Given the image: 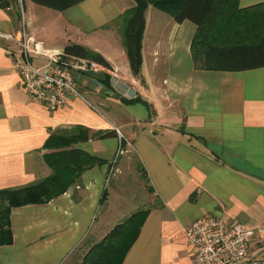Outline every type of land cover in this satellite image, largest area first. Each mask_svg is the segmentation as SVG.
Here are the masks:
<instances>
[{
	"label": "crops",
	"instance_id": "crops-1",
	"mask_svg": "<svg viewBox=\"0 0 264 264\" xmlns=\"http://www.w3.org/2000/svg\"><path fill=\"white\" fill-rule=\"evenodd\" d=\"M20 4L21 17L0 6V191L51 176L44 159L51 137L73 136L79 141L66 150L92 163L55 199L11 211L13 244L0 247V264H80L135 209L129 178L105 189L108 174L125 175L110 163L123 149L141 166L146 217L122 264H192L183 228L204 215L264 226V65L222 70V51H191L195 25L148 6L134 75L119 22L134 0H85L62 12ZM263 5L239 0L243 10ZM22 29L31 49L62 54L80 45L109 67L74 75L83 99L55 111L37 105L17 70ZM30 60L40 67L47 58ZM250 250L264 259V235Z\"/></svg>",
	"mask_w": 264,
	"mask_h": 264
},
{
	"label": "trees",
	"instance_id": "trees-1",
	"mask_svg": "<svg viewBox=\"0 0 264 264\" xmlns=\"http://www.w3.org/2000/svg\"><path fill=\"white\" fill-rule=\"evenodd\" d=\"M30 1L62 12L85 0ZM8 3L9 0H0L1 8L6 9ZM134 3L123 15V42L134 75H138L140 70L141 37L144 13L148 6L171 16L175 23L188 21L195 25L197 31L191 43V51L194 54L208 50L222 51V70L238 71L264 65V5L243 10L239 8V0H134ZM62 54L86 58L109 67L102 56L90 53L80 45H68ZM84 132L79 129L78 139H84ZM75 141L79 140L73 136L51 137L45 148L53 152L44 155L47 166L52 170L51 176L35 185L0 191V247L13 244V209L41 205L55 199L92 163V158L83 152L66 150ZM145 217V211H137L114 226L88 250L80 264H122L138 238Z\"/></svg>",
	"mask_w": 264,
	"mask_h": 264
},
{
	"label": "built area",
	"instance_id": "built-area-1",
	"mask_svg": "<svg viewBox=\"0 0 264 264\" xmlns=\"http://www.w3.org/2000/svg\"><path fill=\"white\" fill-rule=\"evenodd\" d=\"M4 39L9 36L1 35ZM21 59L17 64L22 88L29 100L37 105L55 111L72 99H83L75 82V74H88L101 70V66L86 58L53 54L35 45L30 47L22 29L20 43ZM47 58L43 66H35L30 55ZM122 143L123 136L115 129ZM183 234L191 250L192 264H264L251 255L250 247L255 237L264 235V226L247 228L223 217L204 215L183 228Z\"/></svg>",
	"mask_w": 264,
	"mask_h": 264
},
{
	"label": "rangeland",
	"instance_id": "rangeland-1",
	"mask_svg": "<svg viewBox=\"0 0 264 264\" xmlns=\"http://www.w3.org/2000/svg\"><path fill=\"white\" fill-rule=\"evenodd\" d=\"M10 6L14 9L16 8L19 16L20 17L22 16L20 0H17V1L16 0L15 1L9 0L7 8H9ZM119 22H120V24H122L123 30H124L125 21H124L123 16L120 18ZM115 24H118V21L115 22ZM116 138L118 140L117 135H116ZM123 140L124 139H122V141ZM118 143H119V140H118ZM128 157H129V155L124 153V149H123L122 154H119V153L117 154V151H116V154H115L114 159H113L114 161H111L110 163L116 164L118 167H125V169H123L124 170L123 173L125 175L124 176L123 175H117L116 173H113V172L108 174L109 178L107 181H105V189L108 188V191H110L112 193V191L115 190L116 186L120 182H122L123 178H124V180H127L128 178L130 179V181L132 183V187H131V189H129L127 191H131L130 196L134 197V199H135V202L132 204L135 207V209L132 210L131 212H128V215H130L136 211L143 209V207L140 204L141 203L140 199L142 196V180L143 179H142V175H140L141 166L139 165V163L134 162V157L130 156L129 160H130L131 165H128L129 164V161L127 159ZM112 171H113V169H112ZM129 209H131V208H129ZM123 219H125V218H123ZM122 220H120V222ZM76 263L77 262H75V264Z\"/></svg>",
	"mask_w": 264,
	"mask_h": 264
}]
</instances>
